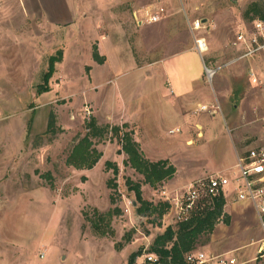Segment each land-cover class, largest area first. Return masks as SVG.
Returning a JSON list of instances; mask_svg holds the SVG:
<instances>
[{
	"label": "rangeland",
	"instance_id": "374dc122",
	"mask_svg": "<svg viewBox=\"0 0 264 264\" xmlns=\"http://www.w3.org/2000/svg\"><path fill=\"white\" fill-rule=\"evenodd\" d=\"M128 1L0 0V264H129L133 253L135 264H143L155 237L176 226L170 217L159 226L155 217L139 215L126 179L140 182L155 204L164 202L163 190L174 196L180 187L146 184L126 165L120 140L111 133L96 139L103 157L95 169L67 165L92 118L103 125L137 120L147 148L176 155L182 179L208 164L226 163L234 152L225 147L233 146L231 136L245 134L243 153L264 136V96L249 78L250 68L264 62L240 59L242 49L232 45L239 31L252 29L247 8L264 7V0H131L135 11ZM149 3L166 8L152 12L159 22L140 25L135 16ZM197 19L205 20V28L193 32L190 23ZM104 34L109 38L99 40ZM199 37L208 46L203 55L196 49ZM95 45L106 56L104 64L93 57ZM206 68L217 69L212 79ZM45 73H51L50 90L42 92ZM194 100L208 107L182 116L188 107L180 102ZM51 113L55 125L46 133ZM127 123L135 139L142 135ZM199 130L205 134L199 137ZM190 135L199 148L188 142ZM108 160L120 168L115 205ZM234 194L226 195L227 204ZM227 204L231 224H218L197 249L264 264L252 259L264 237L254 208L239 207L248 216L242 222ZM116 206L115 236H97L83 211L92 216L95 208Z\"/></svg>",
	"mask_w": 264,
	"mask_h": 264
},
{
	"label": "trees",
	"instance_id": "16d2710c",
	"mask_svg": "<svg viewBox=\"0 0 264 264\" xmlns=\"http://www.w3.org/2000/svg\"><path fill=\"white\" fill-rule=\"evenodd\" d=\"M245 17L251 20L259 18L264 20V7L258 3L251 4L245 11ZM94 59L99 64H104L106 56L101 55L97 45L94 46ZM51 73L44 74L45 87L41 86L42 92L50 90L48 85ZM41 92V93H42ZM55 125L53 113L50 114L48 133ZM129 123L122 125L100 124L96 118H92L88 125V132L73 147L66 163L68 166L77 170L93 169L103 157V152L96 147V139H103L109 133L112 137L120 140L121 148L118 153H125L127 158L126 165L133 168L136 172L144 176V182L154 189H158L165 182L173 179L177 173V168L169 159H161L152 161L145 156L141 145L136 141L133 130H128ZM106 168L113 170L114 177L109 179L108 186L112 189L110 195L112 203L117 202V177L120 172L119 166L113 161H106ZM126 186L135 196L136 211L141 216L155 217L157 225L161 226L162 219L169 209L167 202L154 203L147 200L143 195L142 184L135 182L131 178L126 179ZM115 191V192H114ZM227 199L224 195L215 197L210 204L193 211L185 220L176 224L169 225L164 232L157 235L150 247V252L159 257L158 264H187L186 256L193 250L197 249L199 239L204 235L214 233L216 227L220 223L231 224V215L225 211ZM120 210L116 206L107 212H101L97 208L91 216L88 211H83V217L88 221L97 236L114 237L115 230L112 226V220L116 213ZM155 222V220H154ZM138 254L131 255L129 264H135Z\"/></svg>",
	"mask_w": 264,
	"mask_h": 264
},
{
	"label": "built area",
	"instance_id": "2783aa9c",
	"mask_svg": "<svg viewBox=\"0 0 264 264\" xmlns=\"http://www.w3.org/2000/svg\"><path fill=\"white\" fill-rule=\"evenodd\" d=\"M241 1V0H240ZM164 8V7H162ZM161 10L148 8L140 17L136 14L137 23L140 25L156 23L161 20L153 11ZM205 20L197 19L190 23L193 32L205 28ZM196 49L203 55L208 49L204 38H196ZM232 45L240 47L242 53L240 59L255 61L261 58L264 62V20L255 18L252 21V29L241 30L236 34ZM217 69L206 68L207 75L212 79ZM250 81L258 86L264 96V67H251L249 70ZM86 112L90 113L87 107ZM230 174L217 172L197 178L190 183L176 188L175 194L166 190L162 191L163 201L169 204L165 218H172L175 224L185 220L193 211L210 204L220 195L226 197L231 191L234 201L238 203H249L256 212L262 227L264 228V136L255 146L248 148L244 153L237 155L235 165L229 169ZM135 204V201H134ZM44 257V254L41 256ZM255 260L264 259V237L259 241L257 256ZM187 264H242L237 258L229 253H211L204 250H193L186 256ZM159 257L148 252L143 264H158Z\"/></svg>",
	"mask_w": 264,
	"mask_h": 264
},
{
	"label": "crops",
	"instance_id": "0c3cea01",
	"mask_svg": "<svg viewBox=\"0 0 264 264\" xmlns=\"http://www.w3.org/2000/svg\"><path fill=\"white\" fill-rule=\"evenodd\" d=\"M121 1H123V0H121ZM126 3H130V6L132 7V8H134V11L135 10H137L136 9V7H135V2H133V1H131V0H129L128 2H126ZM81 4V3H80ZM80 7V6H79ZM158 8V7H164V8H166L165 6H163V5H157V4H152V3H149V4H146V5H144L143 7H140L139 9H141V10H147L148 8ZM79 9H81V7L79 8ZM117 11L118 12H120V9H117ZM99 37H101V38H99V40L101 39V41H105L106 39H108L109 38V35H105L104 34V36H99ZM101 49V48H100ZM102 55V54H101ZM105 56V55H104ZM108 59V58H107ZM107 62H108V60H107ZM184 103H186V105H185V107H188V110H184V108L183 109H181V112H183V114H182V116L184 115V114H187V113H189V112H192V113H197V112H201V106L203 105H206L207 107H208V104H206V102H201L200 100H194V101H187V102H180V104L181 105H183ZM212 104V103H211ZM178 105H179V102H177V103H174V107L175 108H177L178 107ZM213 105V104H212ZM214 106V105H213ZM215 107V106H214ZM127 122H131V123H133V124H136L137 125V127L139 128V129H141V132H142V135H140V136H138L137 135V133H136V141L137 142H139L140 143V145H141V148H142V150H143V152L145 153V156L147 157V158H149L150 160H152V161H158V160H161V159H169L174 165H175V167L177 168V173H176V175H175V177L173 178V179H171L170 181H168V182H165L164 184H166V185H170V186H172V187H181V186H184V185H186V184H188L189 182H191L192 180H195V179H197V178H200V177H203V175H205V174H212V173H217V172H225V173H229L230 171H229V169L230 168H232L234 165H235V163H236V160H237V155L238 154H242L243 152V149L245 148L244 147V138H245V134L243 133V134H236L235 136H231V141H232V143H233V146H231V144L229 143V142H227V144H226V151H230L231 150V147H232V149H234V152L232 153V154H230V156H229V158L227 159V161H226V163H223L222 165L220 164H217L216 163V166H209V164L208 165H206L205 167H200V171L199 170H196V172H194L193 174H191L190 175V179H182V176L180 175V167H179V165H178V160L176 159V155L175 154H172V155H161V154H159V153H157V152H155L152 148H147L146 147V143H145V141H146V139H145V131H144V129L142 128V126L140 125V123H138V121L137 120H129V121H127ZM174 129L175 128H173V129H171L170 130V132H173L174 131ZM204 131H205V129H204ZM204 131H202V130H199L198 131V136L200 137V136H202V135H204L205 133H204ZM191 132H193V134L195 133V130H192ZM234 135V134H233ZM205 136H203V138H204ZM188 142L189 143H192V142H195V143H197V147L199 148V146H200V142H198V141H195V140H193L192 139V137H191V135L189 136V139H188ZM126 158H127V156H126ZM126 160V159H125ZM102 163V159L99 161V163L98 164H101ZM98 164L96 165V166H98ZM96 168V167H95ZM95 168H93V169H95ZM92 170V169H91ZM90 171V170H89ZM230 174V173H229ZM4 183L2 182L1 183V185H3ZM3 186H5L6 188H7V186H8V184H4ZM160 192V191H159ZM4 196L3 195H1L0 196V203H2L3 201H4ZM240 206H246V207H252V205L251 204H249V203H238V202H235L234 201V197L232 198V201H231V203L230 204H227V207L230 209V213L232 214V215H234L236 218H240V219H242V222H246V220H247V218H248V216L247 215H244L245 213L242 211V210H239V207ZM253 208V207H252ZM5 209V208H4ZM2 210V208L0 209V211ZM3 212V211H2ZM255 214H256V212H255ZM252 219H254L253 218V216L251 217ZM233 224H234V222H233ZM244 228H248V226H244L243 227V229ZM46 251H47V249L45 248V250L41 253V255H40V258L42 259V255L44 254V257L46 256ZM43 257V258H44ZM256 257V256H255ZM254 257V258H255ZM254 258H252V259H254ZM247 262V261H246Z\"/></svg>",
	"mask_w": 264,
	"mask_h": 264
},
{
	"label": "water",
	"instance_id": "95a60500",
	"mask_svg": "<svg viewBox=\"0 0 264 264\" xmlns=\"http://www.w3.org/2000/svg\"><path fill=\"white\" fill-rule=\"evenodd\" d=\"M135 204H136V202H135Z\"/></svg>",
	"mask_w": 264,
	"mask_h": 264
}]
</instances>
